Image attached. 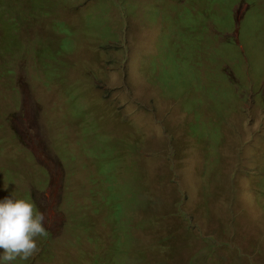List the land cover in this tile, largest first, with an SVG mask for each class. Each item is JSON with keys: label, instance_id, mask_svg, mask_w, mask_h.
Instances as JSON below:
<instances>
[{"label": "rangeland", "instance_id": "1", "mask_svg": "<svg viewBox=\"0 0 264 264\" xmlns=\"http://www.w3.org/2000/svg\"><path fill=\"white\" fill-rule=\"evenodd\" d=\"M62 1L59 18L79 38L47 70L31 40V0L0 7L3 18L23 15L13 36L0 26V60L4 38L20 45L0 80V200L29 199L51 220L39 252L10 264H264L259 37L239 38L234 23L216 29L230 13L197 0ZM249 9L236 6L234 21ZM200 11L209 22L196 36ZM179 76L203 82L189 102L175 100L186 91ZM102 146L120 155L105 158ZM115 198L118 220L103 204ZM75 214L96 221L88 242L70 237L83 233Z\"/></svg>", "mask_w": 264, "mask_h": 264}, {"label": "trees", "instance_id": "2", "mask_svg": "<svg viewBox=\"0 0 264 264\" xmlns=\"http://www.w3.org/2000/svg\"><path fill=\"white\" fill-rule=\"evenodd\" d=\"M62 2V0H31V26L34 30V32L31 34V40L35 42L37 52L39 54H42L41 64L42 67L46 70L50 69L55 63H59V57L71 53L74 48V43L79 38V29H77L70 21L62 20L59 18L62 8ZM196 4H199L198 6H200L202 10H206V12L212 11L216 12L217 14H222V11L225 10L230 13L226 18L217 17L216 19H214V26L216 27V29H218L222 25V27H228L230 24L234 23L233 28L236 27L239 38L248 37L256 39L257 37H259L258 44L264 45L262 43V40H264V1L259 3L258 0H197ZM238 5H247L250 9L248 10V12L247 10L245 11V13L247 12V14L243 16L242 20H240L239 22H235L233 12L234 8ZM0 7L8 8L12 11L18 9L17 3H14L13 0H0ZM46 16L54 17L48 22H45L44 18ZM200 16L201 21L197 20L196 22V36L200 35L201 27H204V25L209 22L207 19L208 17H205L203 11H200ZM2 18L3 17L0 15L1 28L3 30L7 29V33L13 36L12 30L17 29L18 25L23 19V15L21 14L20 17L18 16L13 18ZM89 20L90 17L88 19V22ZM219 21H223L222 25ZM260 40L262 44L260 43ZM228 41H232L234 43V40L232 38H229ZM43 42L46 43V45L41 44ZM2 43L4 46V51L2 59L0 60V80L5 76L8 70L9 73L12 74L10 68L13 66L18 57L19 49L17 50V48L20 46L13 41L8 42L5 38L2 40ZM32 70L38 71L46 80L52 81L51 79L43 75L41 69L37 66L35 61L34 63H32L31 61V72ZM161 72L163 75V71ZM177 83L186 88V91L184 93L176 95L175 100L179 102V99H181L180 103H182L183 100L189 102L190 96L194 92L193 90L203 82L199 78L190 79L187 77L179 76L177 77ZM73 111V108L69 109L70 113H72ZM1 118L2 115L0 114V119ZM213 130L211 131L208 142L212 140L210 143L214 142V146L217 147L219 144L218 129L213 128ZM190 131H192V127L190 128ZM19 133L20 132L18 128H16L15 136ZM2 142L3 139L0 137V143ZM171 142H173V140H171ZM123 145L125 144L123 143ZM103 148L104 153L102 156L105 158H110L111 154H115L117 156L120 155L117 146ZM165 161L166 167L168 168V165L172 161V159L167 158ZM62 163L63 165H65L64 161H62ZM106 165L108 166L107 168H105L107 172L115 168V164L113 163L111 164L108 162ZM0 170L3 172L7 171V169L5 170L4 168H0ZM20 172L21 171L19 169L12 174L18 175ZM63 174L65 176V170H63ZM12 182L15 184L14 181ZM29 198H31V196H29ZM132 200L134 203H139L136 196H134ZM103 202V204L107 206H113L115 210L116 220H118L125 212V206L121 203L120 198H115L114 200L109 199L107 202L103 199ZM87 211L94 210L92 208H89L87 209ZM177 216L179 215L177 214ZM72 219H76L81 223V230L83 231V233L82 235L74 234L70 237L77 240L83 239L82 241L84 242H88V240H91V234L96 227V221L80 214L73 215Z\"/></svg>", "mask_w": 264, "mask_h": 264}, {"label": "clouds", "instance_id": "3", "mask_svg": "<svg viewBox=\"0 0 264 264\" xmlns=\"http://www.w3.org/2000/svg\"><path fill=\"white\" fill-rule=\"evenodd\" d=\"M46 222L51 223L47 214L29 200L12 197L0 200V261L10 264L36 255L40 250L39 238L48 236Z\"/></svg>", "mask_w": 264, "mask_h": 264}, {"label": "water", "instance_id": "4", "mask_svg": "<svg viewBox=\"0 0 264 264\" xmlns=\"http://www.w3.org/2000/svg\"><path fill=\"white\" fill-rule=\"evenodd\" d=\"M248 8V7H247Z\"/></svg>", "mask_w": 264, "mask_h": 264}]
</instances>
